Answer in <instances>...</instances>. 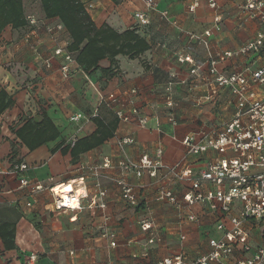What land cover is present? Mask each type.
Instances as JSON below:
<instances>
[{
	"label": "crops",
	"instance_id": "obj_1",
	"mask_svg": "<svg viewBox=\"0 0 264 264\" xmlns=\"http://www.w3.org/2000/svg\"><path fill=\"white\" fill-rule=\"evenodd\" d=\"M80 1L96 27L107 25L117 32L135 29L149 47L137 58L116 56L111 77L102 72L110 66L107 59H102L98 69L92 72L71 62L70 75L64 79L59 70L63 59L53 50L66 48L69 35L56 19L43 17L45 23L51 24L46 26H61L53 35L44 28L41 35L28 33L18 38L19 29L12 32L10 26L0 33V89L14 102L0 114V224L6 223L8 230L12 229L14 244L12 249L6 250L0 238V264H29L32 254L36 256L32 264H154L178 252L187 260L206 254L210 250L208 239L220 235L215 229L216 217L202 211L198 204L178 211L166 202L155 201L153 191L146 186L147 177L140 180L132 174L127 177L132 183L145 184L142 202L137 208L128 207L121 200L115 184L101 180L107 190L105 213L109 216L104 224L102 212L87 207L94 194L90 168L105 158L115 164L123 155L135 159L141 151L152 153L162 147L165 164L184 160L192 174L205 169L216 154L208 151L184 156L180 139L200 128L221 126L235 108V99L227 88L220 89L213 102L197 105V100L212 87L214 79V75L208 73V59L210 56L218 58L217 74L222 75L264 67V43L258 51L240 52L264 28V19L246 17V0H215L220 28L212 30L209 47L205 48L188 37V33L199 34L212 29L215 11L205 0L193 11L187 10L192 0H153L154 8L147 11L149 22L146 25L137 24L133 16L135 11H145L144 0ZM261 2L264 13V0ZM88 4L91 7H87ZM163 11L167 12V19L162 17ZM11 39L14 42L7 44ZM224 53L230 55L223 56ZM179 56H189L199 66L197 73L191 74L192 65L179 62ZM170 79L173 80L176 125L167 121L168 111L162 98ZM131 88L136 89L134 95L129 93ZM254 92L264 98V85L254 88ZM100 94L119 96V103L114 106L101 104L111 115H114V108L125 106L127 98L132 97L148 116L147 126L140 128L134 122L118 120L114 136L80 153L72 161L69 151L62 153L60 150L75 128L68 118L74 112L89 116L85 110L91 112L92 108L96 110L100 106ZM42 114L50 118L59 136L30 151L18 142L14 130L27 119L39 122ZM94 129L91 120L83 122L78 137ZM124 136L133 137L136 144L126 146L120 154L116 141ZM19 163L27 164L28 168L18 175L10 173L11 167ZM104 172L112 175L116 170ZM20 177L41 181L46 186L77 182L75 185L88 197L81 199L80 210L55 211L51 209L52 197L47 189L31 193L28 186L19 185ZM186 188L185 181H178L172 189L180 199ZM27 202L31 205L26 206ZM189 209L197 215V223L180 219ZM144 220H151L154 227L142 231ZM263 229V222L250 225L253 246L260 242ZM103 230L113 232L114 238L103 236ZM112 240L114 245L111 246ZM240 256L239 252H234L227 263L234 264L235 258Z\"/></svg>",
	"mask_w": 264,
	"mask_h": 264
},
{
	"label": "built area",
	"instance_id": "obj_2",
	"mask_svg": "<svg viewBox=\"0 0 264 264\" xmlns=\"http://www.w3.org/2000/svg\"><path fill=\"white\" fill-rule=\"evenodd\" d=\"M201 0H192L188 11H193ZM215 12L212 29H206L202 33H188L190 39L195 40L205 48L209 47L208 38L212 30H219L220 17L215 0H205ZM145 11H135L133 16L137 24L146 25L147 11L154 8L153 0H144ZM87 7H91L88 4ZM245 8L248 10L246 17L250 19H264L261 11V0H246ZM162 17L168 18L167 12H162ZM30 24L36 26L37 20L33 16H27ZM173 23V21H172ZM48 33L54 34L61 29L60 25L45 26ZM264 43V28L257 34L253 41L243 46L240 52L258 51ZM55 55L63 59L59 70L61 76L67 79L70 75V63L73 62L71 54L66 48H55ZM230 53H224L228 56ZM208 73L214 75L212 87L197 100V105L203 102H213L219 94V90L227 88L235 99V108L232 116L221 126L214 128H200L195 133L184 135L180 143L184 148V156L202 155L212 151L216 156L211 159L205 169L191 173L184 160H177L172 164H165L162 160L163 149L157 147L152 153L141 151L137 158L132 159L125 155L119 157L113 164L105 158L100 164L90 168V175L94 180V194L91 196L87 207L98 209L102 212L104 224L108 220L106 211L107 190L103 188L101 180H107L115 184L119 190V196L123 202L131 208H137L141 204L142 188L145 184L132 183L128 180V174H132L138 180L147 177L146 186L153 191V198L157 202H166L181 211L194 204L200 205L204 212L212 213L216 217L215 229L220 233L218 237H210L208 246L210 250L206 254L199 255L192 260H187L182 252L162 257L154 264H228L234 252H239L240 257L235 258L234 264H264V229L260 242L253 246L250 243L249 227L252 222L264 223V98H259L254 88L264 85V67L256 70H239L228 75L217 74L218 58L209 57ZM179 62H188L192 65L189 72L196 74L199 66L189 56H179ZM173 81H168L164 87L162 98L167 109L166 119L176 125L177 120L173 112L176 106L172 96ZM130 94L136 93L131 88ZM105 103L114 106L119 103V96L109 94L99 95V104ZM114 115L119 121L134 122L138 127L145 128L148 116L137 106L132 97H128L125 106L114 108ZM96 115V110L90 116H84L80 112H74L69 116V122L75 125L73 132L65 140L64 145L73 146L82 129L83 122ZM158 131H161L157 127ZM117 150L124 153L125 147L135 145L136 141L131 136H124L116 141ZM28 168L25 163L15 164L9 170L18 175ZM114 169L115 174H106L104 170ZM81 182L83 177L80 178ZM19 185L29 187L31 193L47 189L52 197L51 209L55 211L80 210L81 199H86L88 194L78 189L77 182L58 183L50 186L41 181L28 180L20 177ZM178 181H185L187 188L180 199L173 191V185ZM67 187H69L67 189ZM75 201L73 205L71 201ZM26 206L31 203L27 202ZM74 218V217H73ZM181 220L187 223H197L198 217L190 209ZM104 226V225H103ZM154 227L151 220L141 223L142 231H148ZM105 229V228H104ZM103 236L114 238V233L109 230L102 231ZM182 238V236H181ZM152 242V239H149ZM110 245H114L113 240ZM246 254H249L248 256ZM35 255H30L29 264L34 263Z\"/></svg>",
	"mask_w": 264,
	"mask_h": 264
},
{
	"label": "trees",
	"instance_id": "obj_3",
	"mask_svg": "<svg viewBox=\"0 0 264 264\" xmlns=\"http://www.w3.org/2000/svg\"><path fill=\"white\" fill-rule=\"evenodd\" d=\"M43 15L47 19H56L69 35L66 50L73 60L84 71H95L98 62L107 59L110 66L102 72L107 76L113 75L116 56L124 55L137 58L144 53L149 45L135 29L117 32L107 25L96 27L90 15L86 12L80 0H38ZM24 12L23 0H0V33L6 26L20 29L28 24ZM173 81V80H168ZM12 98L0 89V114L13 105ZM95 129L88 135L78 137L73 146L62 145V153L69 151L74 161L80 153L93 149L114 136L118 119L114 115L104 116L97 113L91 117ZM16 138L28 150L55 140L59 136L56 126L45 114L39 122L27 119L14 130ZM0 238L4 249H12L13 231L8 230V224H0Z\"/></svg>",
	"mask_w": 264,
	"mask_h": 264
},
{
	"label": "rangeland",
	"instance_id": "obj_4",
	"mask_svg": "<svg viewBox=\"0 0 264 264\" xmlns=\"http://www.w3.org/2000/svg\"><path fill=\"white\" fill-rule=\"evenodd\" d=\"M23 5H24L25 14L28 16H33L36 18L37 26L26 25L25 27L20 28L21 30L19 29L18 38H20V36L27 35L28 33L33 34V35L34 34L41 35V30H44L46 25H51V24L44 22V19H43L44 15H43V12L41 10L39 1L38 0H23ZM53 26H55V25H53ZM11 30L13 32L14 29H11ZM10 42H14V40L11 39L9 41H6L7 44H9ZM85 111H86L87 115H89V116H90V114H93V112H95L94 108H92L91 112L89 110H85ZM97 113L104 115V116L111 115V112L105 106H103L101 104L99 107L96 108V114ZM89 120H91V118H89Z\"/></svg>",
	"mask_w": 264,
	"mask_h": 264
},
{
	"label": "clouds",
	"instance_id": "obj_5",
	"mask_svg": "<svg viewBox=\"0 0 264 264\" xmlns=\"http://www.w3.org/2000/svg\"><path fill=\"white\" fill-rule=\"evenodd\" d=\"M71 203L74 205L75 204V201L73 200V201H71Z\"/></svg>",
	"mask_w": 264,
	"mask_h": 264
},
{
	"label": "bare ground",
	"instance_id": "obj_6",
	"mask_svg": "<svg viewBox=\"0 0 264 264\" xmlns=\"http://www.w3.org/2000/svg\"><path fill=\"white\" fill-rule=\"evenodd\" d=\"M69 187H67V189H68Z\"/></svg>",
	"mask_w": 264,
	"mask_h": 264
}]
</instances>
